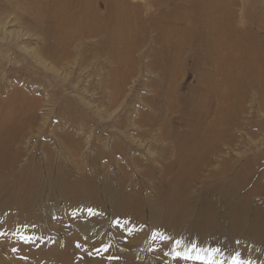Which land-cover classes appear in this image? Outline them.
Returning a JSON list of instances; mask_svg holds the SVG:
<instances>
[{"label": "rangeland", "instance_id": "rangeland-1", "mask_svg": "<svg viewBox=\"0 0 264 264\" xmlns=\"http://www.w3.org/2000/svg\"><path fill=\"white\" fill-rule=\"evenodd\" d=\"M129 1L139 6L114 14L98 0L87 9L105 33L84 43L102 69L83 95L71 86L73 71L56 83L62 76L50 78L15 52L26 67L11 69L17 80L0 87V264H208L173 254L191 246L171 228L198 231L197 219L216 232L226 220L229 231L241 223L234 250L225 253L223 243L215 264H232L237 253L246 264H264L257 83L232 93L220 66L233 54L230 40L213 35L204 18L195 22L203 16L192 0L161 7ZM239 12L232 18L242 29ZM258 40L248 41L264 49ZM256 71L264 74V66ZM116 88L124 95L113 101ZM154 231L168 239H153ZM177 240L183 243L174 247Z\"/></svg>", "mask_w": 264, "mask_h": 264}, {"label": "bare ground", "instance_id": "bare-ground-1", "mask_svg": "<svg viewBox=\"0 0 264 264\" xmlns=\"http://www.w3.org/2000/svg\"><path fill=\"white\" fill-rule=\"evenodd\" d=\"M102 1L104 6L108 10L113 11L114 14L115 12L118 13L119 10L127 9L131 5L132 8L139 6V4H131L129 0ZM260 1L239 0L236 3V0H192L191 5L194 4L195 11L199 10V15L203 16L198 17L195 20L196 23H202L200 18H204L208 30L213 35L225 36L226 39L230 40V51L232 50L233 54L229 53L226 57L222 58L220 63V66L227 70L225 84H228L232 91H234L232 93L237 94V89L240 88V85L245 84L247 87L252 88L257 83L256 106L260 113H264V74L262 72L260 74H257V71L254 72L256 67L264 66V49H258L257 46L252 48L254 43L252 44L248 41L249 39H260L258 41L261 42L264 40V4L258 5ZM97 2L98 0H0V87H6L7 84L17 80L12 79V77L9 78L8 73L11 69L16 71L23 70L25 66H23L24 58L21 57L22 59H20L19 53L15 54V52L17 53L20 50L28 55L34 64L43 70L45 69V71H49L50 78L57 79L58 77L56 78V76H62L53 82L57 83L58 81L65 80L68 77L69 71H73L75 78L72 80L71 86L75 90L80 91L81 89L78 94H85V88H87L86 82H88L89 77L92 76L93 72L96 71L98 73L102 69L98 63L93 61L95 58H99V54L95 49L91 52L87 51V47L84 45L88 39L97 38L105 33L104 29L96 24L98 17L96 11L91 20L86 16L87 9L93 6L96 9ZM149 2L150 0H148V6ZM177 2L176 0H151V5L161 7L168 3H174L177 6ZM238 6L240 11L239 21L246 25L242 29L236 27L237 24L233 22L232 18V15L235 14L234 10ZM77 12L81 13L78 16L79 18L75 15ZM121 14L126 15L125 11H121ZM178 17L183 18L184 14L181 13V16ZM28 19L34 22L35 25L32 22L28 23ZM23 23L27 25L21 27V25L24 26ZM13 24H17L20 29L22 28L19 30L20 32L22 31L20 34L13 27L10 30L7 29L8 25L12 26ZM25 38H29L33 42L25 44ZM254 42L256 44V41ZM31 43H34V46H31ZM262 45L264 47V43ZM252 50L255 51L252 52ZM235 51L238 52L237 56ZM91 64L94 69L89 71L87 68ZM245 71H249L246 79L244 78ZM115 73L111 69L110 74L113 76ZM122 93V88H116L110 92V98L113 101L118 100L119 97L124 95H121ZM226 97L224 96V98ZM79 99L87 107H93L81 95ZM235 126L237 127L238 125L235 124ZM230 205L231 207H236L234 201H231ZM153 219L155 218L153 217ZM199 223L201 224L198 231L183 230L180 223L171 229L175 231L176 235H183V240L187 241V244L190 246L197 242L206 248L217 249L221 248L223 243H225L227 244L225 253L229 254V252L234 250V245L238 243L235 239L237 238L236 233H238L236 230L238 229V225L241 226L239 221L233 222V231H229L227 230L226 220V227L220 232H216L215 229L206 228L204 226L205 223H202V219L196 220V224ZM163 224L167 227L169 225L167 221ZM255 237L257 236H254V239H256ZM216 239L218 240L216 241ZM221 251L223 250L221 249Z\"/></svg>", "mask_w": 264, "mask_h": 264}, {"label": "snow or ice", "instance_id": "snow-or-ice-1", "mask_svg": "<svg viewBox=\"0 0 264 264\" xmlns=\"http://www.w3.org/2000/svg\"><path fill=\"white\" fill-rule=\"evenodd\" d=\"M89 212L91 213L92 210L89 209ZM153 239L159 238L161 240H166L168 239V237L158 231H154L152 233ZM21 239L24 240H28L31 239L30 237H24L21 236ZM183 243L182 240H177L176 244L174 247H179L181 244ZM192 250H196V254L192 255L191 252ZM204 250L203 249H198L197 246L195 244L191 245V248L185 247V250L183 252H179V251H175L173 252V254L175 256H182L185 259H192V260H206L208 262V264H215V261L213 260V254L219 252V249H211L210 250V254L208 256H204L202 255V252ZM232 264H246L245 261L240 260L239 258V254L237 253L235 256H233L232 258Z\"/></svg>", "mask_w": 264, "mask_h": 264}]
</instances>
